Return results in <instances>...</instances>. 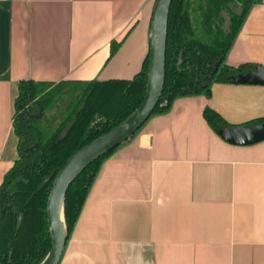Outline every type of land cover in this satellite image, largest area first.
<instances>
[{"label":"crops","instance_id":"0c3cea01","mask_svg":"<svg viewBox=\"0 0 264 264\" xmlns=\"http://www.w3.org/2000/svg\"><path fill=\"white\" fill-rule=\"evenodd\" d=\"M155 2L0 0V185L18 156V84L131 80L149 53ZM225 63L264 69V0ZM206 108L233 137L264 119V86L213 84L209 97L152 116L102 162L59 264H264V140L216 135Z\"/></svg>","mask_w":264,"mask_h":264},{"label":"trees","instance_id":"16d2710c","mask_svg":"<svg viewBox=\"0 0 264 264\" xmlns=\"http://www.w3.org/2000/svg\"><path fill=\"white\" fill-rule=\"evenodd\" d=\"M254 3L172 0L166 24L165 82L151 117L168 113L179 98L209 97L213 84H239L241 77L257 70L254 64L230 67L225 63ZM148 58L149 53L142 70L128 81L18 84L12 124L18 156L0 185V264L44 262L50 251L46 202L56 175L74 153L118 126L140 106ZM203 117L216 135L232 127L209 108L204 109ZM262 123L264 119H257L242 126ZM116 149L88 166L69 186L63 200L67 237L102 162Z\"/></svg>","mask_w":264,"mask_h":264},{"label":"water","instance_id":"95a60500","mask_svg":"<svg viewBox=\"0 0 264 264\" xmlns=\"http://www.w3.org/2000/svg\"><path fill=\"white\" fill-rule=\"evenodd\" d=\"M172 0H156L150 27V48L145 95L140 106L122 123L74 153L62 166L50 188L46 202L47 229L50 251L42 264H59L67 236L64 232L63 200L69 186L92 163L130 140L148 121L159 103L165 82L166 24ZM264 86V69L238 80ZM231 128L219 135L234 144L249 145L264 140V123L238 130L237 135L226 137Z\"/></svg>","mask_w":264,"mask_h":264},{"label":"rangeland","instance_id":"374dc122","mask_svg":"<svg viewBox=\"0 0 264 264\" xmlns=\"http://www.w3.org/2000/svg\"><path fill=\"white\" fill-rule=\"evenodd\" d=\"M234 10H236V9H234Z\"/></svg>","mask_w":264,"mask_h":264}]
</instances>
